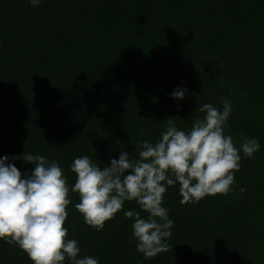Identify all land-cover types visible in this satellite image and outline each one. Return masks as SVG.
<instances>
[{"label": "trees", "instance_id": "16d2710c", "mask_svg": "<svg viewBox=\"0 0 264 264\" xmlns=\"http://www.w3.org/2000/svg\"><path fill=\"white\" fill-rule=\"evenodd\" d=\"M186 88L184 98L170 93ZM231 103L224 134L241 159L225 194L181 204L163 194L173 221L168 248L145 258L125 201L97 231L75 209L70 165L88 155L101 168L138 141L154 142L167 118L188 130L198 108ZM179 104V110H177ZM260 148L251 158L244 138ZM46 156L69 187L66 239L99 264H264V0H0V156ZM22 172L32 164L13 162ZM244 188L241 192L240 189ZM0 264H33L0 240ZM64 264H68L66 260Z\"/></svg>", "mask_w": 264, "mask_h": 264}, {"label": "clouds", "instance_id": "9594fccd", "mask_svg": "<svg viewBox=\"0 0 264 264\" xmlns=\"http://www.w3.org/2000/svg\"><path fill=\"white\" fill-rule=\"evenodd\" d=\"M33 7L41 0H28ZM188 90L177 86L169 95L182 100ZM222 108L204 103L188 130L178 129L167 118L165 130L154 142L138 141L139 151L132 158L121 151L109 158L103 168L88 155L77 156L70 165L75 174L71 191L78 194L75 209L84 222L99 231L113 218L125 201H135L146 212L141 217L135 209L125 210L132 218V236L136 250L145 258L166 251L173 221L163 207V194L178 184L180 203H197L206 195L225 194L234 182L241 155L224 126L231 113V103L220 98ZM179 110V104H177ZM260 148L256 138L245 137L240 150L251 158ZM32 164L22 172L13 163ZM241 192L244 188L240 189ZM67 177L60 164L40 154L0 156V240L15 244L33 264H99L98 258L79 256L75 239H66L63 226L69 205Z\"/></svg>", "mask_w": 264, "mask_h": 264}]
</instances>
